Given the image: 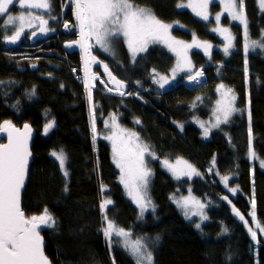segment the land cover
Segmentation results:
<instances>
[{
  "label": "trees",
  "instance_id": "trees-1",
  "mask_svg": "<svg viewBox=\"0 0 264 264\" xmlns=\"http://www.w3.org/2000/svg\"><path fill=\"white\" fill-rule=\"evenodd\" d=\"M184 2L136 0L139 6L150 8L163 23L179 22L184 26L186 30L173 29L169 33L175 40L185 44L193 43L194 39L220 44L209 33L208 24L177 7ZM50 3L51 15L58 19H51L50 15L47 18L58 23L62 14L72 25L70 35L60 36V43L52 36L43 45V53L22 57L16 54L18 51L5 52L0 41V124L4 121L16 126L28 123L35 131L22 210L31 217L41 215L47 208L54 216V230L43 227L40 231L46 242L45 255L51 264H113V261L135 264L119 244H114L111 251L108 248L110 257L104 249L100 234L103 219L100 204L104 199L112 201L106 209L109 219L131 232L133 239L145 238L153 252V264H264V234L257 236L260 243L253 241L248 229L232 216V207H235L249 221V226L259 232L249 215L254 199L257 221L264 225V171L255 168L252 176L248 159L250 125L252 150L256 157L264 159V55L249 54L244 59L240 29L232 25L237 37L235 52L227 58L220 52L189 53L191 72L161 88L153 81H158L160 76L170 78L174 66V57L163 41L162 45L148 46L146 52L137 55L135 62L120 40L115 45L117 60L92 47V54L128 84V93H137L125 98L99 91L92 94L94 139L84 89L76 80L82 71L81 49L75 44L65 48L77 39L73 8L69 0H50ZM15 8L11 7L10 13ZM245 14L250 39L260 40L264 13L259 11L256 0H245ZM1 24L2 19L0 32ZM35 57H40L36 61L42 66L40 72L37 68H28ZM200 67H204L203 83L194 87L180 83ZM94 71L108 85L102 64H96ZM220 85L234 92L239 110L247 105L248 109L205 138L198 122L210 119ZM97 86L102 90L100 84ZM27 88L36 90L37 98L32 102H27L22 95ZM113 116L115 124L135 131L157 157L148 160L151 169L148 194L155 211H147L142 217L125 197L120 170L111 157L112 142L103 135L105 123L113 122ZM136 120L140 123H135ZM50 121L54 127L45 135L42 131ZM177 125H183V130ZM61 150L66 156L67 177L52 155ZM174 159L193 164L200 175L190 182L182 178L175 180L162 163L167 160L170 164ZM223 176L229 177V187L238 189L235 194L225 187ZM187 189L205 205L208 219L200 223L199 230L195 227L198 222L186 219L174 199H170L176 200ZM225 196L227 200L222 199ZM222 228L228 229L226 234Z\"/></svg>",
  "mask_w": 264,
  "mask_h": 264
},
{
  "label": "snow or ice",
  "instance_id": "snow-or-ice-1",
  "mask_svg": "<svg viewBox=\"0 0 264 264\" xmlns=\"http://www.w3.org/2000/svg\"><path fill=\"white\" fill-rule=\"evenodd\" d=\"M14 2L15 0H0V16H7V19L4 21L3 30L7 31L9 28L12 30L11 35L4 37L6 43L15 44L24 32L25 25L27 24L29 27H32L35 20H39L41 32L48 30L46 27L48 20L39 15H34L30 11L31 9H44L49 13L51 19H58V17L51 15L52 5L50 0H18L19 8L29 11H22L19 15H11L9 14L10 6ZM69 2L73 8V15L76 21L75 26L78 27L80 39L66 44V47L72 48L75 44L81 48L87 57L85 59L86 73L89 70L90 64H102L104 72L109 78L108 82L115 85V89L109 88L108 90H115L121 96L126 94L122 91L125 88V84L112 74L108 64L103 63L96 55L91 53L90 49L94 45L90 41H94L95 46H98L103 53L111 55L115 59V45L119 43V39L122 37L133 62L136 61L139 53L147 51L149 43L163 41L170 51L177 54L178 58L183 57L185 60L186 67H181L180 70H187L189 72H191V61L187 60V49L201 47L205 55L209 54L211 45L207 42L199 44L194 39L192 44H185L183 41L175 40L169 34V29L172 25L163 23L150 8L139 6L136 0H69ZM222 2L228 15L233 20H238L244 25L245 51L247 52L249 46L264 49V35L258 41L249 40L248 38L245 0H222ZM210 3H213V0H198V3L186 5L180 3L177 7H190L197 16L208 20L207 9ZM259 4L261 10L264 11V0H259ZM215 19L219 24L221 16L218 14ZM71 27L72 25L65 20L64 28L70 29ZM213 31L224 35L227 41L224 53L228 55L229 49L232 47V37L229 30L217 27ZM35 34V32L32 33L33 36ZM175 71L174 69L173 72L175 73ZM202 75L201 71H196L194 74L189 75V82L200 83L199 77ZM101 82L104 83V81ZM153 82L159 83L160 87L163 88L168 83V79L165 76H160L158 81L154 80ZM84 86L88 91V99L91 105V90L87 78L85 79ZM220 88H223V85L219 86L218 91ZM34 92L35 90L33 89V94ZM228 93H231V89L228 90ZM127 94L130 95L131 93ZM235 99L234 95L228 96L225 94L222 100L217 101L216 111L219 115L216 117V124L212 125V127H218L220 123L228 122L231 114L238 110L234 107ZM115 119V116H113V125L117 128V131H114L112 135L106 138L112 142L113 162L120 169L121 173L120 183L124 185L133 203L140 208L142 217L148 206H152L153 212L155 211V206L152 205V201L147 197L148 178L151 175V169L147 166L145 156H150L152 159H157V157L150 146L140 140L139 135L135 131L119 129V126L115 125ZM250 120L251 113L249 112ZM135 123L139 124L140 121L136 120ZM177 126L183 130V125ZM53 127L54 122H47L44 126V134L47 135ZM201 128L204 130V137L207 138L210 128L205 127L203 123H201ZM0 131L8 132V143L0 144V264H50L48 257L44 254L43 242L38 229L42 225L47 228H54L56 226L54 216L45 208L41 215L27 217L21 208V190L25 185L28 158L31 155L28 150V139L31 135V128L28 124H25L24 131L20 132L19 129L13 127L10 121H4L3 125H0ZM92 131L95 139L96 127L94 119ZM125 134L127 135V139H124ZM52 155L59 161L60 168L64 172L65 177H67L68 172L65 168L66 156L63 150L59 153L53 152ZM249 156L252 159H259L252 150L251 125L249 126ZM162 163L177 179L182 175L189 178L192 175H200L197 169L187 161H177L178 164H183L186 170H177L167 160L162 161ZM214 165L215 162H213ZM260 166L264 168V160L260 161ZM221 179L230 192L235 194L238 191L237 188L229 187V177L223 176ZM103 190L104 186L101 185V191L103 192ZM65 191H67V187H65ZM170 199L174 198L170 197ZM222 199L227 200L228 198L225 196ZM174 202L184 210L186 219L190 220L191 216L196 215H199L201 220L208 219L203 213L205 205L200 201L193 198L192 203L197 208V211H192L191 215L189 214L188 198H182L181 200L174 199ZM110 204H112L110 199H104L100 204L103 223L106 225L102 226L100 230L103 232L109 250L111 251L114 244H120L133 257L135 264H153V252L149 250L148 244L145 243V238L138 237L135 240H131V232L118 227L113 220L109 219L106 209ZM252 206L253 210L249 215L252 217V221L256 223L259 233L264 234V225H261L256 218L254 199H252ZM232 212L248 227L253 241L260 243L257 240L258 233L253 227L249 226V221L235 207L232 208ZM195 227L199 230L201 229V224L196 223ZM221 231L226 234L228 229L222 228ZM113 237L120 239L114 240ZM156 239L158 240L159 238L157 237ZM153 243L155 242L153 241ZM113 264H115V261H113Z\"/></svg>",
  "mask_w": 264,
  "mask_h": 264
},
{
  "label": "rangeland",
  "instance_id": "rangeland-1",
  "mask_svg": "<svg viewBox=\"0 0 264 264\" xmlns=\"http://www.w3.org/2000/svg\"><path fill=\"white\" fill-rule=\"evenodd\" d=\"M189 3L195 4V3H198V0H185V2L183 4L186 5V4H189ZM256 3H257V7H258L259 11L262 12V13H264V11H262L261 8H260L259 0H256ZM13 6H15L16 8H15V11H13L12 13H9L11 15H19L20 12H22V11H29V10H26V9H20L19 8V4H18V0H15L14 4L11 5L10 8L13 7ZM214 6H218V9L213 10L212 8ZM179 9H186V10H188L197 20L202 21V22L208 24L209 25V33L212 36L218 38V40L220 41V44L210 43L211 48L209 49V53H212V52H220L224 57L227 58L230 55L231 52H235L237 50V46H236L237 37H236V35H235V33H234L233 29H232V25H237L239 27V29H240V36L242 38L241 39V44H242L241 51H242V54L244 55V59H247V56L249 54L261 53V54L264 55V49H261L260 47L253 48V47L249 46L247 52L245 51V43H246V40H245V33H244V25L241 24L238 20H233L232 17L228 15V12L225 10L224 4H223L222 0H213V3H210L209 4L208 9H207L208 20H204L201 17L197 16L196 13L193 11V9L190 8V7H179ZM30 11H32L34 15H39V16L43 17L44 19H49V18H47V16L49 15V13L46 12L44 9H31ZM218 14L221 16V19H220L219 24L217 23V21L215 19V17ZM0 19H2L1 32H0V41L3 42V47L5 49V52H13L14 53V51H18L19 53H16V54L19 55V56L21 55L22 57H27V56L28 57H32V55H34L35 53H38V54L39 53H43L44 51L41 50V49H42L43 45L48 44V42L46 40H48L50 37L54 36L56 38V40L60 43L61 42L60 41V36L61 35H70V32L72 31L71 28L70 29H65L64 28V22L62 20H59V22L57 23V21L49 19V20H51V24L52 25L51 26H49V24L46 25L48 30L46 31L44 37L42 39H35L34 41H31V39H30L31 38L30 37L31 36V33H33L34 31H36L39 28V23H40V22L37 23L38 20H35L33 22V26L32 27H29L27 24L25 25L24 32L22 33L20 39L15 44H12V45L9 44L8 45V44H6L4 37L6 35H11L12 34V30H11V28H9L7 31H4L3 30L4 21L7 19V16L6 15L0 16ZM168 24L169 25H172V27L169 29V33L173 29L186 30L184 28V26H182L179 22H171V23H168ZM217 27H219V28H227L229 30V33L231 34V37H232V47L229 49L228 55H225V53H224V47H225V44L227 43V41L225 40L224 35L220 34L219 32H214L213 31V29L214 28H217ZM75 32L77 34V39L76 40L80 39L78 27H77V30H75ZM262 35H264V32L261 34V37H262ZM248 38H249V40H251L250 39V36H249V30H248ZM119 40L126 46V49L128 51L127 45L123 42V38L121 37ZM38 43H41V44H38ZM90 43L92 45H94V47L97 50V52H99V53H101V54H103V55H105L107 57H110V58L114 59L113 56L108 55V54H105V53L101 52L99 49H97V46H95V42L94 41H90ZM161 43H162V41L151 42V43H149L148 46L154 45V44H160V45H162ZM197 43L203 44V43H200V42H197ZM165 47L167 48V50L169 51V53L174 57V66L170 70V73H169V77L170 78H167L168 79V83H171V82H173V80H176V78H178L179 76H181L184 73H186L187 70H180L181 67H186L185 60L183 59V57L178 58L177 57V54L175 52L170 51L167 46H165ZM192 52H202V53H205L204 50H203V48H201V47H192V48H189V49H187V60H189L188 59L189 53L191 54ZM81 53H82V50H81ZM128 54L131 57V54L129 53V51H128ZM38 59H40V57L32 58L31 59L32 63L30 64L31 66H29L28 68L29 69L37 68L38 69V72H40V68L42 69V66H38L36 64V61ZM117 59H118V55H117V52H116V58L114 60H117ZM25 61L29 62L28 59H25ZM33 65H35V67H33ZM202 68H204V67H202ZM202 68L200 67L196 71H201ZM174 69L176 70L175 73L173 72ZM96 74H98V73H96ZM188 77L189 76H187L186 78H184L180 83L185 84L187 87H194V86H197V85H199V84H201V83L204 82L203 75L201 77H199L200 83H198V84L189 82ZM106 79H109V78L107 77ZM76 80L78 81L79 85L82 86L83 89H84L85 97H86V100H87L88 115H89V120H90V125H91V133H92V136H94L93 131H92L93 119L95 120V117H94V108L92 107L93 104L90 105V103H89L88 91L85 89V86H84L85 85V81H84L83 61H82V71H81V75L76 76ZM101 81H103V80L99 77V80H98L97 83L101 85V87H102V90L101 91H103L106 95L114 96V97H120V98L123 97L120 94L117 95L114 92H111L110 93L109 90L107 89V85L105 83H102ZM33 89L35 90V88H27V89H24L22 91V95L26 99L27 102H32L34 99L37 98L36 90H35V92L33 94ZM97 89L100 90L98 88V86H97ZM228 90H229V88H227L226 86H223V88H220L219 91H218L217 101L222 100L225 97V94H227L228 96H231V95H234L235 96V94H234V92L232 90H231V93H228ZM158 92L161 93V91H158ZM91 97H92V95H91ZM235 98H236V96H235ZM217 101H216L215 105L212 108V113H211L210 119L208 121H199L198 122L199 125H201V123H203L205 127L210 128L209 133H211L214 130L219 129L221 126L226 125L228 123V122H226V123H220L218 127H212V125H215L216 124V117H217V115H219V113H217V111H216V109H217ZM16 104H18V103H16ZM234 107L236 109H238L237 106H236V99H235V102H234ZM90 108H91V111H90ZM247 109H248V105H247V107L244 110H239L238 109L237 111H234L231 114L229 120L233 116H235V115L242 114L243 112L246 113L245 111H247ZM221 119H222V116H221ZM108 120H110V119H108ZM106 124H107V126H106ZM115 125H117V124H115ZM95 127H96V122H95ZM119 129H124V128H121V126H119ZM126 130L127 131H133V130H130V129H126ZM114 131H117V128L114 127L113 122L107 121L105 123V128L103 130V135H105V136L112 135V133ZM124 139H127V135L126 134L124 135ZM57 153H59V152H57ZM111 157H112V161H113V156L111 155ZM53 158L55 159L54 156H53ZM248 159L251 162L250 165H251V175L252 176L254 174V169L255 168H258L259 170L264 171V168H262L260 166V161L261 160H264V159H252V158H250L249 155H248ZM145 160H146L147 166H148V160H150V156H147L146 155L145 156ZM178 160L185 161L183 159H174V160H172L170 162V164L173 165V166H175L177 168V170H186V169H184V165L183 164H178L177 163ZM55 161L58 163V165L60 167L59 161H57L56 159H55ZM189 164H191V163H189ZM191 165L194 167L193 164H191ZM65 166H66V161H65ZM172 176H173V174H172ZM195 176L196 175H192V177L189 178L188 176L182 175V176H180V178H182L185 181L190 182ZM174 179L177 180V178H175V177H174ZM149 180H150V176L148 178V184H149ZM123 190H124V193H125V197L131 203H133V201H132L131 197L128 195V192L125 189L124 185H123ZM148 192L149 191H148V187H147V197L151 200V198L149 197ZM182 198H188L189 199V208H190L189 214L190 215H191V212L192 211H197V208L192 203V200H193V198H194V200H198V199H196L195 197L192 196V194L190 192V189H187V193L186 194H183V195H179L178 194L176 200H181ZM198 201H200V200H198ZM200 202L203 203V201H200ZM133 204L135 205V207H136V209L138 211V214H140V216H141L140 208H138L135 203H133ZM152 205H153V202H152ZM179 209H181L183 211V213H184V210L181 207H179ZM147 211H152V206H148L147 207V210L145 212H147ZM145 212L143 213V215L145 214ZM203 213L205 214V207L203 208ZM192 219H194L198 223H201V222L203 223L205 221V220H201V218H200L199 215L191 216V219L190 220H192ZM102 226H105V224L103 222H102L101 228H102ZM44 228H45V226H44ZM54 228H49V229L50 230H53ZM257 233L259 234L258 231H257ZM113 239L119 240L120 238L113 237ZM130 239L131 240H135V239L132 238V236L130 237ZM119 246L124 250V248L120 244H119ZM104 249H105L107 255L110 257L109 252H108V245L106 243L105 238H104ZM126 253H127V255L135 263V260L133 259V257L131 255H129L128 252H126Z\"/></svg>",
  "mask_w": 264,
  "mask_h": 264
},
{
  "label": "water",
  "instance_id": "water-1",
  "mask_svg": "<svg viewBox=\"0 0 264 264\" xmlns=\"http://www.w3.org/2000/svg\"><path fill=\"white\" fill-rule=\"evenodd\" d=\"M47 27V26H46ZM36 34H35V36H33L32 35V33H31V41H34L35 39H42L43 37H44V35H45V33L46 32H41V30H40V23H39V28L36 30V31H34ZM6 44H8L9 45V43H6ZM12 45V44H11ZM65 48H67L66 47V45H65ZM96 64L95 63H93V68H94V66H95ZM98 75V74H97ZM118 79V78H117ZM120 80V79H119ZM123 82V81H122ZM124 84H125V88L124 89H122V91H124L125 93H127L128 92V85H127V83H125V82H123ZM109 88H112V89H115V85L113 84V83H109L108 82V85H107V89H109ZM113 91H115V90H113ZM25 124H28V123H25ZM25 124H22L21 126H16V125H14V124H12L13 125V127L14 128H16V129H19L20 130V132H23L24 131V125ZM0 125H3V123H1ZM29 125V127L31 128V135H30V137H29V139H28V150H29V152L31 153V155L29 156V158H28V171H27V175H26V178H25V185H24V187L22 188V190H21V208H22V195H23V193H24V190H25V188H26V185H27V182H28V174H29V170H30V165H31V163H32V151H31V146H32V140H33V137L35 136V131H34V129H33V127L30 125V124H28ZM42 133L44 134V129H43V131H42ZM8 143V132L7 131H0V144H7ZM232 215L234 216V218L235 219H237L246 229H248V227H246L245 226V224H244V222L243 221H241L240 219H239V217H237L236 215H234V213L232 212ZM43 225L38 229V231L40 232L42 229H43ZM248 234H249V236L251 237V235H250V233H249V231H248ZM41 235V234H40ZM41 238H42V247H43V251H44V248H45V241H44V239H43V237L41 236ZM252 238V237H251ZM44 254H45V251H44ZM50 261V260H49ZM51 264V263H50Z\"/></svg>",
  "mask_w": 264,
  "mask_h": 264
},
{
  "label": "bare ground",
  "instance_id": "bare-ground-1",
  "mask_svg": "<svg viewBox=\"0 0 264 264\" xmlns=\"http://www.w3.org/2000/svg\"><path fill=\"white\" fill-rule=\"evenodd\" d=\"M60 20H62L63 22H65V19L63 18V15L61 14V16H60ZM68 22V21H67ZM69 23V22H68ZM123 44V43H122ZM123 46H124V48L126 49V46L123 44ZM115 49H116V47H115ZM90 51H91V53H92V49H90ZM118 51V48L116 49V52ZM126 51H127V49H126ZM127 53H128V51H127ZM117 55H118V52H117ZM129 55V54H128ZM85 59H87V57L85 56V54L82 52V61H83V70H84V81H85V79L87 78V80H88V83H89V88H90V90H91V95L94 93V92H96V91H99V92H101V93H104L103 91H101V89L100 90H98L97 89V82H98V80H99V76L94 72V68H93V63L92 64H90V66H89V70H88V72L86 73V71H85ZM203 69V68H202ZM202 69H201V72H202ZM203 73V72H202ZM93 77H96V78H93ZM204 77V76H203ZM108 81H109V79H108ZM108 81H107V83H108ZM122 81V80H121ZM176 80H173V82H175ZM204 81H205V79H204ZM124 82V81H123ZM126 83V82H125ZM128 85V84H127ZM97 89V90H96ZM128 90H129V87H128ZM114 93H116L117 95L119 94V92H117V91H114ZM128 93V92H127ZM125 94V95H123V97L122 98H125V97H132V96H135L137 93H133V94ZM105 94V93H104ZM120 98V97H119ZM86 107H87V100H86ZM93 107V106H92ZM87 111H88V107H87ZM89 124H90V120H89ZM90 129H91V125H90ZM62 171V170H61ZM63 173V175H64V172H62ZM65 176V175H64ZM233 208V207H232ZM233 216V215H232ZM234 217V216H233ZM237 220V219H236ZM102 222H103V219H102ZM106 226V225H105ZM46 228V227H45ZM49 229V228H48ZM50 230V229H49ZM54 230V229H53ZM41 234V233H40ZM100 234H101V236H102V238H103V242H104V235H103V232L100 230ZM41 236H42V234H41ZM43 237V236H42ZM43 239H44V237H43ZM45 241V240H44ZM45 245H46V242H45ZM51 263V262H50Z\"/></svg>",
  "mask_w": 264,
  "mask_h": 264
},
{
  "label": "flooded vegetation",
  "instance_id": "flooded-vegetation-1",
  "mask_svg": "<svg viewBox=\"0 0 264 264\" xmlns=\"http://www.w3.org/2000/svg\"><path fill=\"white\" fill-rule=\"evenodd\" d=\"M48 20V24H49V26H51L52 24H51V20H49V19H47ZM37 23H39V20H38V22Z\"/></svg>",
  "mask_w": 264,
  "mask_h": 264
},
{
  "label": "crops",
  "instance_id": "crops-1",
  "mask_svg": "<svg viewBox=\"0 0 264 264\" xmlns=\"http://www.w3.org/2000/svg\"><path fill=\"white\" fill-rule=\"evenodd\" d=\"M94 47V46H93ZM95 48V47H94ZM97 49H99V47L97 46ZM100 50V49H99ZM101 51V50H100ZM102 52V51H101ZM173 83V82H172ZM146 213V212H145Z\"/></svg>",
  "mask_w": 264,
  "mask_h": 264
},
{
  "label": "built area",
  "instance_id": "built-area-1",
  "mask_svg": "<svg viewBox=\"0 0 264 264\" xmlns=\"http://www.w3.org/2000/svg\"><path fill=\"white\" fill-rule=\"evenodd\" d=\"M109 92L111 93V92H114V91H109Z\"/></svg>",
  "mask_w": 264,
  "mask_h": 264
}]
</instances>
